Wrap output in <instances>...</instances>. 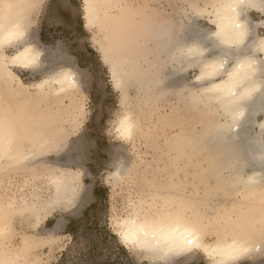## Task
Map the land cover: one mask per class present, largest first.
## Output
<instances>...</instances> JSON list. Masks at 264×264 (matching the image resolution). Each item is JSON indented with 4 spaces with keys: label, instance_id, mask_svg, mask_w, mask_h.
<instances>
[{
    "label": "bare ground",
    "instance_id": "bare-ground-1",
    "mask_svg": "<svg viewBox=\"0 0 264 264\" xmlns=\"http://www.w3.org/2000/svg\"><path fill=\"white\" fill-rule=\"evenodd\" d=\"M41 1L42 0H9V2L14 5L12 8V14L21 18H31L33 10ZM202 1L205 2V6L198 5L197 2H189L191 6L190 11L191 13L193 11L198 12L200 13V17L207 18L213 26V29H209L215 31L216 24L214 21L217 20L218 14H223V11L216 7V5L222 3L223 0ZM93 2L96 5L97 12L103 17L107 11L104 8V5L108 3L109 0H83L86 26L89 27L93 26L89 19V4ZM233 2H235V0H233ZM125 3L127 2L125 1ZM245 4L246 7L243 9V22L248 26L249 33L252 37V39L248 41L245 51L251 49L254 58L259 61L264 58V52L260 50V44L264 41V35H261L258 32L259 27H264V0H245ZM33 5L36 6L33 7ZM206 5L210 6L207 7ZM132 8L127 10L123 15H113L112 13H108L106 30L101 32V29L98 28L102 33L101 41L106 38L111 39L113 36H119L121 30L125 26H131L134 35H140L141 28L144 26H150L151 31L148 32L146 36V40L150 41V43L147 44L148 47L143 48L142 51L140 48L133 47L124 53V57L128 61L125 71L132 72L137 65L142 66L141 58H145L148 54V50L151 51L156 49L159 54L152 56L153 61L154 59L156 61L153 65L151 64L152 61L144 59L148 65L158 66L157 72H153L156 73V75L151 76L152 73L148 78H145L144 73L138 75L137 77L144 78V80H141L140 85L147 87L143 89L139 85L140 88H138V90L143 89L144 92L148 93V91H151L150 89L155 88V86L158 87L159 84H162L161 82H164V84L166 83L165 86L167 89L176 88L177 91L184 92V97H186L187 93L185 92V89H191L192 85L197 82L195 79L196 77H194L191 82H186V80H184V74L189 69L197 67H190L188 63L172 64L163 53L166 51L167 46L172 43L170 35L165 33L166 29L177 27L178 32L176 40L181 44L188 43L187 37L192 32V16L190 15L187 17V22H181L174 17H168L167 14V16H163L161 15L162 12H157L150 17L148 24L137 27L134 26L135 24L131 23H134L135 20L140 17L142 18V16L141 13L138 12L139 16H135L134 20H128L127 17L130 13H136ZM252 12L259 13L262 18L260 20L253 19L251 15ZM150 15L151 14L148 16ZM135 23H139V21H136ZM31 24H33L32 18ZM30 28L26 34L25 39L28 43L25 46L32 47L35 51L39 52L41 59L39 69L46 68L52 63L55 65L56 60L54 59L55 61H53L51 56V59H49L48 50L40 45L39 40L35 38L33 34V36L29 34ZM200 30L203 31L204 28L200 27ZM22 50L23 49H21V51ZM98 50L101 52L102 60L104 62V56L100 44ZM11 54L14 55L15 53ZM166 62L168 63V66L166 65ZM192 63L194 65L195 61ZM107 65L111 73L114 87L120 90L123 89L126 86V83L124 82L122 84L119 78H114L110 70L111 65ZM257 67L258 70L252 84L250 85L252 90L244 95L243 98H238L234 105L239 107V109L245 113L242 129H238L235 124L232 125L233 131L239 130L241 132L240 138L235 140L232 145H229L227 150H220L214 145L205 144L201 141L202 130L199 131V133L197 132L198 134L193 133L192 131L186 132L181 125H178L179 131L174 135V138L171 141L172 145L167 144L169 149L166 150V159L164 160V156L161 157V154L159 158L160 163H163L165 168H171V175L168 174L170 177L161 180V182L150 181L146 184L144 183L145 181L143 182L145 185L148 184L150 189L147 190V193L144 191L142 194H145L134 204L140 207L142 211L137 213L134 208L131 207L130 213H128L127 216L115 219L114 226L117 227L115 228L116 234L119 230V226L142 227L148 231L149 235L146 239L150 243L155 244L156 241L159 240L161 241V246H163L165 235L173 229H176V235L179 236V234L184 231V224L161 222L158 215H156L157 210H162L173 203L183 201L199 205L202 212L212 211V207L209 204L200 201L203 199L202 196H208L212 192V189L207 188L201 198L198 197L200 189L197 190L198 192H196L195 189H191L190 193H188L187 182H184L182 179L181 182H179L180 175H178V173L180 171L183 172V175H187L188 172H190V179L192 177L208 180L213 179L215 181L212 182L217 184V186H220V184H229L227 188L231 189V185H236L234 190L243 194L242 198H245L244 201L249 198L252 199V197L256 199L258 198V201H261L260 205L247 204V201L244 205L239 203V205L232 207V210L236 213L249 210L259 213L260 210L264 208V163L261 161V155L264 153V142H262L264 141V137H262L264 119L260 122L258 120L259 115L262 114L264 116V90L261 88L262 73L259 70V63ZM14 68L16 67L0 62V114H3L11 120L15 127L22 129L11 144L10 149L6 138L3 150L0 151V264H40L42 260H38L35 251L43 246L44 248L53 247L54 244L58 242L61 235H58L57 232L62 224V220H58L53 228L45 232H41L40 228L50 217L55 215L56 212H64L74 209L80 195L82 194V170L67 166L65 164L66 162L63 160H66L64 159V153L70 151V145L72 146V137L75 133L74 128L81 118H85L84 116L86 115V112L80 97L78 96L79 92L82 90L81 81L77 71L71 68V66L55 65V68L52 71H49L47 76L31 85L24 83L15 73ZM154 68H156V66ZM61 70L71 71L74 74L78 85L76 89H68L66 85L56 82V80L59 79L57 73L61 72ZM198 75L199 71L196 76ZM42 80H50L49 85L45 89L46 97L43 99L36 94L37 90L33 87L34 85L41 83ZM180 80H182V82L178 83ZM62 87L65 88V91H61ZM159 92L161 93V91ZM241 92H244V89H241ZM7 93L10 94V99L12 98L11 95L15 96L14 102L12 100V102H9V99L6 102H3V97L6 96ZM184 97H181V100H183ZM65 98H69L70 100V104H67V107H65L67 112L65 113V118H61L63 115L60 116L58 114L57 116V112H55L56 115L50 111L45 112L44 114L41 112L42 110L37 111L35 109L37 104L41 103L42 106L43 102L44 104H49L48 107H51V103L62 105ZM59 118H61V120ZM136 119L139 123V119ZM118 120L115 127L116 131L119 127ZM229 122L230 121H222V123ZM256 126L259 128L258 130H255ZM165 130L166 128H164V131ZM117 136L124 140H128L123 137L121 132L117 131ZM154 137L155 136H153V138ZM206 145L211 148H208ZM78 146L80 145L78 144ZM76 148L78 147L72 146L71 150H75ZM162 153L164 154V151ZM51 154L55 156L53 161L49 160ZM122 162L124 161H121L120 159H117L115 162V170L112 176L116 181L122 180L125 172L128 170V166L122 164ZM67 163H69L68 160ZM142 163H144L141 164V168L142 165H144L142 173L139 174L136 179H152L153 177L151 174L153 173H150L154 172L152 162L149 159V161L146 160ZM150 165H152V167ZM39 168H44L48 171V173L44 174V176L46 175L44 179L47 178V181L42 183L39 182L38 184L35 183V185L33 183L34 186L31 187L34 180H31L33 177H30L29 174H32L35 169L38 172L37 174L40 175L41 172L38 171ZM187 168H189V171ZM183 175L180 178H183ZM17 177L21 180L18 187H14L13 184L16 182ZM157 179L155 178V180ZM35 181L37 180L35 179ZM57 181L61 182L59 190L57 188ZM199 182H201V180ZM194 185H196V183ZM219 188L220 187H216L214 189L217 190ZM15 189L16 191H14ZM227 210H229V208ZM210 213L212 214V212ZM17 216L29 220L35 232L23 231L20 233V245L11 247L6 245L7 242L5 240L12 239L15 234L13 222ZM203 219L204 222L210 226L212 220L207 218L206 215L203 216ZM214 225L212 224V227H214ZM207 231L209 234L198 241L201 247L193 248L190 252L169 253L162 259L156 260L144 249H136L135 251L148 257L150 263L154 264H178L179 262L182 263V260L186 262V260H191V258L200 251L206 257L207 264H215V260L219 259V257L211 256L204 251V247H214L216 240L215 236L213 241H209L207 239V237L211 235L209 227L207 228ZM263 256L264 251L261 250V245L257 240L249 248L248 252L238 257L235 264H240L245 260H248L249 264H264Z\"/></svg>",
    "mask_w": 264,
    "mask_h": 264
},
{
    "label": "rangeland",
    "instance_id": "rangeland-1",
    "mask_svg": "<svg viewBox=\"0 0 264 264\" xmlns=\"http://www.w3.org/2000/svg\"><path fill=\"white\" fill-rule=\"evenodd\" d=\"M42 1L33 10L31 16L33 24L29 34H33L39 40L40 45L48 50L49 59L53 58V61L56 60L55 65H69L77 71L82 85V92L80 91L78 96L83 104L86 115L84 116L85 118H81L77 122L74 128L75 133L72 137V146L78 148L71 150L72 146L70 145V151H64V159L66 160H63L67 166L82 170V194L74 209L56 212L55 215L42 225L40 231L45 232L53 228L57 221L61 219L63 227L61 224L57 232L58 235H61V238L53 247H39L35 251V254L38 256V260H42L40 264H59L60 261H64L63 264H154L150 263L148 257L143 256L135 250H130L120 242L116 234L115 228L117 227L114 226V222L115 219L127 216L130 213L131 207L139 201L140 197L147 193V190L150 188L148 184L145 185L146 183L150 181L161 182V180L170 177L172 170H170L171 168H165L163 163H160V154L161 157L164 156L165 160L166 150L169 149L168 145H172L171 141L176 132L179 131L178 125H181L186 132L192 131L198 134L199 131H203V125L200 124L199 120V113L190 108L184 97V92L180 91V93L176 88L167 89L164 82H161L162 84H159L158 87L155 86V88L150 89L151 91L146 93L143 89L147 87L140 85L141 80H144V78L135 77L127 80L125 82L126 86L123 89H116L109 67L103 62L101 52L98 50V46L102 40V33L98 27L86 26L83 0ZM125 1L130 4L131 8L133 7V11H136L134 16H139L138 12L141 13L142 18L140 17L135 20V22L139 21V23H131L137 27L148 24L150 17L157 12H162L161 15L163 16L168 15L170 18L174 17L181 22H187V17L191 15L189 2H197L198 5L205 6V2L202 0ZM149 14L151 15L148 16ZM251 15L255 20L262 18L257 12H252ZM199 26L204 29H213V26L204 17H199ZM258 32L264 35V27H259ZM140 50L142 51V49ZM144 59L152 61V65L156 62L148 54ZM144 59L141 58V64L144 68L148 69L144 72L145 78H148L154 71L157 72L158 66L148 65ZM55 65L52 63L46 68L44 67L39 70H25L16 67L14 71L24 83L31 85L47 76V73L52 71ZM166 65L168 66L167 62ZM155 66L156 68H154ZM198 71V68L189 69L184 74V80L191 82L196 77ZM154 75L156 73H153L151 76ZM85 76H87L86 82ZM181 82L182 80L178 83ZM139 85L143 89L138 90L140 88ZM9 97L10 94L7 93L3 97V102H6L8 99L9 102L11 100L15 101V96L11 95V99ZM181 97H184L183 100H181ZM63 101L62 105L51 103V107H48L49 104H44L43 102L42 106L41 103L37 104L35 109L37 111L42 110L41 112L44 114L50 111L54 115H63L61 118H65V113H67L65 107H67V104H70V100L69 98H65ZM124 107L129 108L135 114V117L139 119V129L141 131L138 129L136 135L131 140H124L118 137L115 129L117 120L121 116ZM55 112L57 113L55 114ZM61 118L59 119L61 120ZM263 119L264 116L262 114L258 116L259 122ZM164 128H166L165 131ZM258 129L256 126L255 130ZM153 136L155 137L153 138ZM207 147L211 148L210 146ZM163 151L164 154L162 153ZM54 159L55 156L51 154L49 160L53 161ZM117 159L124 161L122 164L128 166L127 172H125L123 179L120 181H116L112 176ZM149 159L154 166V172H150L153 173L151 174L153 180L136 179L142 173L144 166L142 165L141 168V164H144L142 162L149 161ZM67 160L69 163H67ZM150 166L152 167V165ZM43 169L39 168L40 175L37 174L38 172L35 169L32 174H29L30 177H33L31 180H34L33 182L31 181L32 184L30 182L31 187L35 183L47 181V178L44 179L46 176L44 174L48 173V171ZM187 170L189 171V168ZM189 173L187 175H183L181 171L178 173L180 177L183 175V178L178 176L179 182H181V179L187 182L188 193H190L191 189H195L196 192L200 189L198 197L201 198L207 188L212 189V192L208 196H202L203 199L200 200L212 207V211L208 212H212L213 217L212 215H206L207 218L212 220L209 226L211 235L207 237L209 241H213L215 237L212 233L216 231V222L226 220L227 217L229 218V216L237 214L232 210L233 206L239 205V203L244 205L246 201L247 204L260 205L261 201H258V198L252 197V199L249 198L244 201L245 198H242L243 194L234 190L236 185H231V189L227 188L229 184L217 186V184L213 183L215 181L213 179L208 180L195 177L190 179ZM155 178L158 179L155 180ZM20 180L17 177L13 186L18 187ZM200 180L201 182H199ZM195 183L196 185H194ZM216 187L220 188L216 190L214 189ZM231 190L235 191L234 194ZM144 191L145 193L142 194ZM228 208L229 210H227ZM82 218L84 219L83 227L80 223L74 236L67 234L66 224H68L70 219L82 221ZM13 223L15 234L12 239L5 241L7 242L6 245L16 247L21 243L20 233L23 231H35L30 221L20 216H17ZM212 224H215L214 227H212ZM103 229L114 234L115 239L111 238ZM262 258L264 259V256ZM181 262L179 263L207 264V259L199 251L191 260L188 259L186 262L182 260ZM240 264H249V261L245 260Z\"/></svg>",
    "mask_w": 264,
    "mask_h": 264
},
{
    "label": "snow or ice",
    "instance_id": "snow-or-ice-1",
    "mask_svg": "<svg viewBox=\"0 0 264 264\" xmlns=\"http://www.w3.org/2000/svg\"><path fill=\"white\" fill-rule=\"evenodd\" d=\"M13 7L9 0H0V62L25 70L39 69L41 64L39 52L25 46L28 43L25 39L26 34L32 26L31 18L14 16ZM216 7L221 9L223 14H218L217 20L214 21L215 31L211 29L201 31L200 13L193 11L192 32L187 37L188 43L181 44L176 40L177 27L166 29L165 33L170 35L172 43L163 54L172 64L188 63L190 67L198 68L199 75L195 78L197 83L193 84L191 89H185L187 93L185 99L190 108L199 113L200 124L203 125L201 141L214 145L217 149L227 150L228 146L241 135L239 130L233 131L232 125L235 124L238 129H242L245 119V113L234 105L238 98H243L252 90L250 85L258 70V63L262 73L261 88L264 90V58L257 61L251 49L245 51L248 41L252 39L248 26L243 22L245 0L235 2L223 0ZM104 8L107 11L102 17L97 12L95 3L89 4L90 22L94 27L100 28L101 32L106 30L108 13L123 15L131 6L124 0H109ZM127 19L134 20V14L130 13ZM150 31V26H144L140 29V35H134L132 27L125 26L119 36L106 38L100 42L104 62L111 65L110 70L114 78H119L122 84L148 70L137 65L132 72L125 71L128 61L124 53L133 47L146 48L150 43L146 40ZM260 50L264 52V41L260 44ZM158 54L156 49L148 52L149 56ZM57 76L59 79L56 82L66 85L68 89L78 87L71 71L61 70ZM49 83L50 80H42L33 86L41 99L46 97L45 89ZM241 89H244V92H241ZM61 91H65V88L62 87ZM118 124L117 131L128 140H131L139 129L135 114L127 107L122 110ZM21 131L22 129L15 127L11 120L0 114V151L3 150L6 138L10 149ZM261 161L264 163V153L261 155ZM56 183L59 190L61 182ZM133 208L137 213L142 211L136 205H133ZM156 215L161 222L183 223L184 231L177 236V230L173 229L165 235L164 244L161 246L159 240L155 244L150 243L146 239L149 233L142 227L119 226L117 235L120 242L132 251L144 249L154 259L160 260L169 253L190 252L193 248L201 247L198 241L209 234L207 231L209 225L204 222L203 216L212 214L202 212L200 206L195 203L183 201L173 203L162 210H157ZM215 227L214 247H204V251L209 255L219 257L215 264H235L238 257L248 252L257 240L264 251V208L259 213L249 210L233 214L226 220L218 221Z\"/></svg>",
    "mask_w": 264,
    "mask_h": 264
},
{
    "label": "trees",
    "instance_id": "trees-1",
    "mask_svg": "<svg viewBox=\"0 0 264 264\" xmlns=\"http://www.w3.org/2000/svg\"><path fill=\"white\" fill-rule=\"evenodd\" d=\"M83 221L84 219L82 218V221L78 220V219H70V221L68 222L67 226H66V233L67 234H71V235H75L76 229L79 227L80 223L82 224L83 227ZM106 233H108L110 235L111 238L115 239L114 234H112L111 232H109L106 229H103ZM64 261H60L59 264H63Z\"/></svg>",
    "mask_w": 264,
    "mask_h": 264
},
{
    "label": "crops",
    "instance_id": "crops-1",
    "mask_svg": "<svg viewBox=\"0 0 264 264\" xmlns=\"http://www.w3.org/2000/svg\"><path fill=\"white\" fill-rule=\"evenodd\" d=\"M66 225H67V224H66ZM62 227H63V224H62ZM62 227H61V228H62Z\"/></svg>",
    "mask_w": 264,
    "mask_h": 264
}]
</instances>
